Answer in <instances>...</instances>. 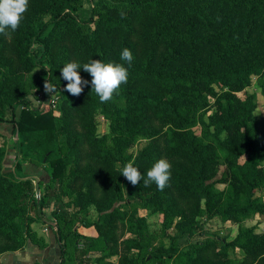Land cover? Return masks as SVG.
Here are the masks:
<instances>
[{
    "label": "trees",
    "instance_id": "1",
    "mask_svg": "<svg viewBox=\"0 0 264 264\" xmlns=\"http://www.w3.org/2000/svg\"><path fill=\"white\" fill-rule=\"evenodd\" d=\"M82 4L29 0L17 30L0 34V123L18 133L10 174L5 173L6 163L11 164L8 151L0 147V256L30 244L44 248L22 227L49 209L47 190L55 186L56 204L73 193L81 210L96 206L101 213L92 225L96 237L111 249L110 256L120 255L116 230L125 215L116 204L123 200L122 168L130 159L124 152L139 138L150 144L137 154L134 167L146 179L163 158L171 164V178L163 191L155 183L144 187L141 180L133 186L126 180L128 199H139L144 207L166 204L164 218L178 215L185 225L203 212L223 220L264 214V201L257 196L264 189V131L254 116L255 96L245 91L257 76L264 97V0H98L95 29L73 16ZM123 48L132 52L131 65L120 59ZM92 59L128 68L127 83L109 102L99 101L82 68ZM68 62L78 63L82 80L89 82L79 96L65 91L60 69ZM38 68L41 74H35ZM46 82L58 88L60 118L44 102L30 109L31 90L41 92L44 101L52 96ZM209 97L221 109L207 124L196 112L209 106ZM97 114L111 120L110 143L94 135ZM197 122L202 136L193 129ZM19 155L43 164L52 180L39 198L36 179ZM217 165L226 167L225 191L211 181ZM42 185L39 181L40 191ZM135 222L140 234L146 219ZM247 232L223 243L219 253L208 244L192 257L172 245L150 257L174 264H231L227 249L237 247L245 254L241 264H264V239ZM71 236L64 228L57 234L60 241ZM123 246L120 264L146 263L144 257H129L140 251V241L124 240ZM65 253L64 246L61 264Z\"/></svg>",
    "mask_w": 264,
    "mask_h": 264
},
{
    "label": "rangeland",
    "instance_id": "2",
    "mask_svg": "<svg viewBox=\"0 0 264 264\" xmlns=\"http://www.w3.org/2000/svg\"><path fill=\"white\" fill-rule=\"evenodd\" d=\"M97 1L98 0H83L82 7L77 9L74 13L72 12L77 20L82 23H89L91 29L96 28L97 18L95 17V6ZM35 74H41V68L36 69ZM34 78L35 77H32V79ZM261 85L262 80L257 76H253L245 91L255 96L254 116L257 121L258 129L264 131V97ZM57 91L58 88H56V92ZM56 92L55 94H48L53 97L51 96L44 101L42 93L38 92L37 89L31 90L30 109H37L40 106H44V103H46V106L52 109L54 117L56 119L60 118L61 102ZM220 109L221 107L216 104L215 98L209 97V106L204 109H198L196 114L198 118L200 115H203L205 122L208 124L212 115L219 112ZM20 110L21 108L19 107L17 112L19 113ZM93 126L95 128L94 135L99 138H106L110 143L112 137L111 120L97 114L94 117ZM193 127L194 131H196L199 136L203 135L202 125L197 122ZM78 130H80L79 127ZM64 139L65 137L62 138V140ZM17 141L18 138L14 133L13 125L0 123V147H5L9 152L8 156H13V159H10V166L6 163L7 167L5 166V173H9L7 170H12V163H14L17 156V150L14 147ZM149 144L150 141L148 139L139 138L132 146L125 150L124 155L130 158L129 161L133 162L137 154ZM19 159H21L26 166H31L34 171L37 172L38 175L35 177V185L39 186V181L43 184L40 193H37V197L41 195V192L43 195L46 186L52 182L50 176H46L47 173L44 169V165L40 162L34 164L29 160L25 161L21 155H19ZM245 161L246 157L240 160L241 163ZM262 165L264 166V162ZM116 167L120 169L121 165L118 164ZM225 177L226 167L217 165L214 168V175L211 181L216 183V188L219 192L227 189L228 183L222 181ZM126 180L125 178L122 183L123 200L116 204V207L121 209V212L125 215L124 222L119 220L116 230L120 255L110 256L111 249H109L103 240H99L96 237L97 231L92 225L99 220L98 218L101 215L96 206L91 205L81 210L74 202L76 195L73 193L64 195L62 200L56 204L54 195L57 191V186L50 188L49 191L47 190V193H49L48 202H50V207L45 212H42V217L39 218V221L33 218V220L27 222L26 226L22 227L24 230L30 229L31 232L46 245L43 249L27 245L19 251L29 250L30 248L36 251L40 250L39 254H49L54 251L58 253L57 256L60 260L59 264H61L62 247L65 246V264H100L99 260L102 259H104L105 264H120L121 255L124 252L123 241L137 239L142 243V248L140 251H131L129 257H144L146 262L144 264H174L169 259L154 260L150 255L159 248L168 249L172 245L181 252L192 257H196L199 250L208 244L213 245L214 253H219L223 248V243L233 242L237 237L248 233L247 231L250 230H252V237L256 236L260 239H264V214H257L238 220H223L219 215L208 217V215L203 212L196 217L192 225H185L184 222H181V217L178 215L172 216L171 218H169V216L166 219L164 218L166 204H164L162 208L160 206L144 207L141 200L128 199L125 189ZM257 196L261 197L264 201V189L259 190ZM202 209L204 210L203 205ZM64 217L67 220L66 225L62 223ZM142 218L146 219V224L140 229V235L137 233V230H135V221L136 219ZM179 225L181 229L185 231V234L180 231ZM131 227L134 228L131 229ZM62 228H64V233L66 235L71 233L72 236L69 239L60 241L57 234ZM50 257L52 258L53 256L47 258ZM261 258H264V255L261 256ZM226 259L230 261L231 264H241L245 259V254L240 248L231 247L227 249ZM257 262L258 260L254 264H257Z\"/></svg>",
    "mask_w": 264,
    "mask_h": 264
},
{
    "label": "clouds",
    "instance_id": "3",
    "mask_svg": "<svg viewBox=\"0 0 264 264\" xmlns=\"http://www.w3.org/2000/svg\"><path fill=\"white\" fill-rule=\"evenodd\" d=\"M29 0H0V34L7 35L8 30H17L27 10ZM123 15V14H122ZM120 59L131 65L133 55L130 49L123 48L120 53ZM83 70L91 76L92 92L98 96L101 103L112 100L114 94L119 90L122 84L127 83L128 68L121 63L102 62L101 60H90L83 65ZM81 66L76 62H68L61 69V78L67 82L65 91L73 96H79L82 91V85L89 82L82 80L79 70ZM45 91L53 94L56 91L55 86L48 82L44 85ZM171 164L166 159L157 160L146 173V179L141 175L137 167H134L131 161L127 162L122 168V176L133 186L143 180V186L148 187L155 183L158 190L163 191L171 178Z\"/></svg>",
    "mask_w": 264,
    "mask_h": 264
},
{
    "label": "crops",
    "instance_id": "4",
    "mask_svg": "<svg viewBox=\"0 0 264 264\" xmlns=\"http://www.w3.org/2000/svg\"><path fill=\"white\" fill-rule=\"evenodd\" d=\"M8 157L9 159H13L12 155ZM8 163H10V161H8ZM25 168L28 171L27 173L32 174L34 178L37 177L36 176L38 175L37 172H35L31 166L27 165ZM39 251L30 248L29 250L26 249L25 251L7 252L0 256V264H59L60 263V260L57 256L58 253L52 251L49 254L48 253L39 254ZM49 256H53V257L47 258Z\"/></svg>",
    "mask_w": 264,
    "mask_h": 264
},
{
    "label": "water",
    "instance_id": "5",
    "mask_svg": "<svg viewBox=\"0 0 264 264\" xmlns=\"http://www.w3.org/2000/svg\"><path fill=\"white\" fill-rule=\"evenodd\" d=\"M16 137L18 138V133L16 134ZM36 190H37V193L39 194L40 193V188H39L38 185L36 186Z\"/></svg>",
    "mask_w": 264,
    "mask_h": 264
},
{
    "label": "built area",
    "instance_id": "6",
    "mask_svg": "<svg viewBox=\"0 0 264 264\" xmlns=\"http://www.w3.org/2000/svg\"><path fill=\"white\" fill-rule=\"evenodd\" d=\"M41 93V92H40ZM43 95V94H42ZM41 107V106H40ZM40 196V195H39ZM39 196H38V198H39Z\"/></svg>",
    "mask_w": 264,
    "mask_h": 264
}]
</instances>
